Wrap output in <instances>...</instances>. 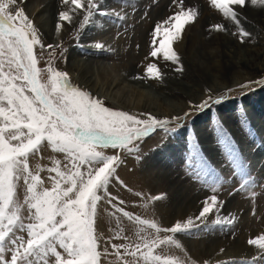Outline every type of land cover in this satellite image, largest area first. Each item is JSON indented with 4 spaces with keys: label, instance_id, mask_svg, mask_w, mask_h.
I'll use <instances>...</instances> for the list:
<instances>
[{
    "label": "snow or ice",
    "instance_id": "snow-or-ice-1",
    "mask_svg": "<svg viewBox=\"0 0 264 264\" xmlns=\"http://www.w3.org/2000/svg\"><path fill=\"white\" fill-rule=\"evenodd\" d=\"M62 3L74 7L60 11L58 21L71 24L74 15L82 14L81 28L91 23L97 14H109L102 10L100 0H62ZM172 3L179 10L153 28L150 55L157 57L162 53L166 61L179 63L173 42L181 38L187 24L196 21L198 12L195 8H186L184 0H172ZM249 3L254 7H264V0H209L212 8L237 25L240 23V11ZM115 15L120 20L125 19L120 13ZM162 24L170 27L162 32ZM61 27L58 22L57 33ZM213 27L224 30L223 25ZM249 35L241 30V42ZM94 47L103 50L105 46L97 42ZM58 48L59 44L42 43L38 28L17 0H0V264H102L101 257L112 253L107 247L100 250L101 237L96 227L101 201L114 208L113 215L120 213L137 226L135 242L122 235V228L113 237L129 241L111 245L120 264H185L178 257L156 253V249L161 245L182 249L174 238L175 234L190 233L201 225L207 228L208 216L213 213L217 214L213 226H230L233 219L221 218L218 214L222 202L215 194L208 197L195 217V221L201 222L199 224L190 217L184 223L176 222L171 227L161 228L154 221L126 211L121 207L125 202L108 191L113 179L122 187L127 188V185L116 175L123 162L120 155H106L103 149L111 148L128 154L138 152L137 142L143 138L157 130L175 132L194 111L200 112L221 103L227 93L215 99L208 95L196 104L189 101L188 110L182 115L161 119L149 114L146 119H141L106 107L90 92L74 86L68 73L54 66ZM46 49L52 51L48 52L47 67L42 68L39 66L40 55ZM59 55H64L63 50ZM178 70L182 71V66ZM148 72L152 78H162L155 65H150ZM253 84L264 85V78L239 87L248 88ZM232 91L228 89V93ZM217 131L231 166L244 178L240 190L254 187L246 165L231 144L225 141L227 134L222 128ZM45 148L64 154L66 162L50 157V168L30 167V159L39 156ZM193 157H198V149L189 155L190 168ZM197 167L199 171H193L195 179L215 176L212 188L215 192L222 178L215 174L206 160L199 159ZM44 171L49 173L47 181L51 187L44 186L45 179L40 174ZM21 182L24 188L22 202L17 197ZM135 195L145 198L142 192ZM251 195L255 197L256 194L252 192ZM161 198L149 197L151 201ZM145 226L153 229L156 235L146 232ZM161 232L171 235L160 237ZM21 233H26L27 239ZM248 244L264 250V235L249 239Z\"/></svg>",
    "mask_w": 264,
    "mask_h": 264
},
{
    "label": "rangeland",
    "instance_id": "rangeland-1",
    "mask_svg": "<svg viewBox=\"0 0 264 264\" xmlns=\"http://www.w3.org/2000/svg\"><path fill=\"white\" fill-rule=\"evenodd\" d=\"M46 1L23 0V3H20V0H17L18 5L24 8L25 13L34 22L38 30L35 14L31 16L29 9L36 7V11H38ZM52 2H55L54 10L56 12L58 9H67L71 5L63 4L62 0H52ZM100 3L102 10L109 14H97L92 18L91 23L81 28L82 15L81 21L67 33L64 40L59 44L60 48L56 49L54 66L60 71L67 72L74 86L88 92L90 91L87 88L71 79V72L69 71V63L79 60L81 56L94 73L99 70L110 74L108 78L111 82L122 69L124 71L130 69L134 76H141L144 80L148 92L146 93L147 96H143L142 92L135 89V85L122 84L115 92L121 94L123 100L130 104L125 106V104L119 105L114 100V102L102 100L100 96L90 93L94 98L102 100L106 107L128 112L141 119H146L149 114L157 118L177 115L171 111L157 110V106L151 109L144 105L150 102L152 106H155L154 102L157 101L153 100L154 97L162 98L165 101H177L166 90L155 85L161 78L151 77L148 72L150 65H155L157 69L159 66L166 67L177 78H182L179 76L180 73L177 68L179 69L181 65L185 64L189 68L187 61L183 58L186 54L184 51L180 53L176 46L179 41L185 40L186 36L182 38V35L181 38L173 42V50L179 56V63L166 61L163 59L162 53L158 54L157 57L150 55L153 50V37L151 35L153 28L157 23L167 20L175 11H178L177 6L172 3V0H100ZM184 6L195 8L198 17L200 18L203 14L205 21L211 20L217 25H223L224 31L239 42V46L253 45L252 42L259 43L260 41L263 44L260 49L264 48V30L261 31L259 25L249 21L252 19L248 17L250 9L247 6L239 13V25L223 17L221 13L212 8L209 0H184ZM115 13H120L125 19H118ZM195 24L196 21L187 24L182 30V34L191 29L194 30ZM168 27L170 26L162 24V32L164 28ZM241 30L250 33L249 36L243 37V42H241ZM203 35L201 34L202 37ZM39 36L44 45L49 44L43 38L40 30ZM222 37L223 35L219 33V44L214 46L212 43H205L206 48L210 52L214 47L220 48ZM255 40L257 41L254 42ZM141 41H144L145 48ZM97 42L105 46L103 50L94 47ZM85 45L90 46L94 51L87 52V49H84ZM263 48L261 51L264 52ZM36 50L40 53L39 46ZM61 50L64 52L63 56L59 55ZM50 51L52 50L46 49L40 55V67H47L50 59L48 52ZM212 52L215 56L214 60L218 61L219 56H216L218 52L216 50ZM185 53H187L186 49ZM230 74L232 72L227 70L221 75V78L226 79ZM261 78H264V73L258 74L256 77L254 75L249 76L247 81L242 84ZM44 79L46 80L47 77L45 76ZM190 79L189 82L192 85L197 86L200 83V80L195 76H191ZM229 89L233 91L228 93L226 90L216 93L208 92L206 89L205 97L201 100L206 99L208 95H212L215 99L221 94H227L221 103L213 104L210 108L200 112L194 111L192 116L175 132L164 133L162 130H157L150 136L143 138L137 142L138 152L128 154L111 148L103 149L106 155H120L123 162L117 168L116 175L127 185V188L122 187L113 179L108 186V191L112 196L119 197L125 202L121 207L126 211H131L142 219L154 221L161 228L171 227L176 222L184 223L190 217L195 221V217L202 210L205 200L213 194L217 195L219 201L222 202L218 214L221 218L233 219L230 226H213L212 222L217 215L213 213L208 216L207 228L201 225L199 229L190 233L175 234L174 238L180 242L182 249L172 245H161L156 249V253L178 257L185 264H204L205 261L208 264H264V250L248 244L249 239L264 235V85L253 84L248 88L242 89L237 86ZM138 102L144 103L141 104L143 107L140 106L137 109L136 103ZM192 103L196 104V102ZM186 104L188 105V103ZM187 110L188 107L184 111ZM221 128L227 134L225 141L231 144L232 148L239 154L241 162L246 165V172L250 181L254 182V187L240 190L244 178L231 166L227 159V152L217 131ZM197 149L198 157H193V164L190 168L189 155ZM199 159L206 160L215 170V174L222 178L221 183L216 185L215 192L212 191L215 176H204L201 179H195L193 176V171H199L197 167ZM47 165L49 163L45 162L42 166L51 167ZM48 175L49 173L45 171L43 176L45 182H48ZM49 186L51 184L46 183L45 187ZM21 189H17L19 200L23 198L21 196L24 193ZM137 192L144 193L145 198L141 199L136 196L135 193ZM252 192H255V197H252ZM151 196L162 198L151 201L149 199ZM176 209L177 211L184 210L187 213L180 215ZM113 213L114 208L111 205L106 201L100 202L97 209L96 227L97 234L101 237L100 250L102 251L103 248L107 247L112 253L101 257L102 264H120L111 245L129 242L113 238L121 228L123 229L122 235L128 236L132 242L136 241L137 226L124 218L122 214L115 213L113 215ZM195 223L201 222L195 221ZM145 230L156 235L153 229L145 226ZM159 235L164 237L171 234L161 232ZM243 244L247 249L244 250V248L240 251L237 246ZM219 247L222 248L218 250ZM229 250L233 251L234 254L217 260L222 253L231 252Z\"/></svg>",
    "mask_w": 264,
    "mask_h": 264
},
{
    "label": "bare ground",
    "instance_id": "bare-ground-1",
    "mask_svg": "<svg viewBox=\"0 0 264 264\" xmlns=\"http://www.w3.org/2000/svg\"><path fill=\"white\" fill-rule=\"evenodd\" d=\"M33 1L34 0H32V2ZM51 2L52 0H47L44 6L40 7L41 9H39L38 11H36V7H31L29 9V12L31 13V16L35 14V22L38 25L43 38L48 43L56 45L60 44L64 40L67 33L74 27H76V25L81 21L82 14L74 15V19L71 24L67 22H60L58 21L59 12L67 11L69 10V8L74 6L69 5V8L58 9V11L56 12L54 10L55 2ZM247 8L250 9V11L248 12V17L252 19L249 21L259 25L260 30L263 31L264 7H254L249 3L247 5ZM203 19V14L200 16V18L197 16L194 30L190 28V31L183 32V34H181V36L183 35L182 38H184L185 36L187 38L183 40L184 42L179 41L176 45L180 53L184 51V54L187 55H184L183 58H185V60L187 61L189 68L186 66V64L181 65L183 68L182 71L178 70L177 68L178 72L180 73L179 76H181L182 78L175 77L173 73L170 72L171 70L168 68L166 69V67L159 66L158 68L159 72L161 73L162 81L158 80L159 82L155 83V85L166 90L167 93L170 96L174 97L177 101H165L162 98L154 97V99H152L157 101L154 102L155 106H152L150 102H148V104L138 102L136 103L138 105H136L137 109L138 107L142 106L141 104H144L145 107H149L151 109H154L157 106V110H162L163 112L171 111L174 114L176 113L177 115H182L184 113L183 111L188 107V105H185V103H188L189 101L198 103L202 98L205 97L204 93L207 92L205 91L206 89H208V92H223L228 90L229 88L241 85L242 83L247 81L249 76L254 75L256 77V75L264 73V52L261 51L263 47L260 49V46L263 45L260 41L259 43L252 42L253 45L239 46V42L234 40L226 31L217 30L216 28H214L213 26L217 25L214 21H205ZM58 22L62 24L59 33L56 32V25ZM219 33L222 34L223 37L222 40L220 38L221 47L217 48L218 46H214L219 44ZM201 34H204L203 37L201 36ZM256 41L257 40H255L254 42ZM141 42L143 47L145 48L144 41ZM205 43L214 44V48L212 49V51L216 50L218 52V54L216 55L219 56L218 61L214 60L215 56L213 55V52H210L206 48ZM84 47V49H87V52L94 51L90 48V46L88 47L85 45ZM185 49L187 53H185ZM84 60L85 59L81 56L79 60L69 63L71 79L81 84V86L87 88L95 96H100V99L108 100L109 102L115 101L118 102L119 105H130L127 104V101L123 100V97L120 96L121 94L115 92V90L122 84H127L128 86L135 85V89L139 90V92H142L143 96H147L146 93L148 92L146 91L147 88L145 86L146 84L144 80L141 76H134L133 72L130 69H127L126 71L122 69L121 72H123V74H120V72L117 77L113 78L114 80L111 82L108 78L110 77V74L106 73L105 71L99 70L94 73L92 71V68L89 67V65L84 62ZM227 70L229 72H232V74L227 76L226 79H222L221 75ZM191 76H195L200 80V83L197 86L192 85L189 82L191 80ZM159 118L162 119V117ZM177 212L180 215H185L187 213L184 210H178ZM237 247L240 251L244 248V250L247 249L244 244ZM220 248L222 247H219L218 250H220ZM240 251H237V253H240ZM233 254V251L229 253L227 251V254L222 253L221 255H219L217 260L230 257Z\"/></svg>",
    "mask_w": 264,
    "mask_h": 264
},
{
    "label": "crops",
    "instance_id": "crops-1",
    "mask_svg": "<svg viewBox=\"0 0 264 264\" xmlns=\"http://www.w3.org/2000/svg\"><path fill=\"white\" fill-rule=\"evenodd\" d=\"M44 150H46V151H44ZM50 157L51 158H54V159L61 160L62 163L66 162V161H64V154H62V153H53L51 151V149L45 148V149H43L41 151V153H40L39 156L30 159V167H32L33 169H35L37 165H40L41 167H45V166H42L45 162H47V164L49 163V165H47V166H52V159H50ZM44 173H45V171L40 173L41 176H42V178H44L43 177L44 176ZM46 183L48 184V182H45V185H46ZM49 187H51V186H49ZM20 188H22L21 190L24 191V188L22 186V183H21V186L18 187V189H20ZM21 197L24 198V193L22 194ZM23 198L20 199L21 202L23 201ZM21 234L24 235L25 238H27V234L26 233H21Z\"/></svg>",
    "mask_w": 264,
    "mask_h": 264
}]
</instances>
